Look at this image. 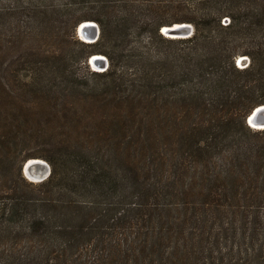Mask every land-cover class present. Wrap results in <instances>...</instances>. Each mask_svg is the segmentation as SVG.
Returning a JSON list of instances; mask_svg holds the SVG:
<instances>
[{
    "label": "trees",
    "instance_id": "trees-1",
    "mask_svg": "<svg viewBox=\"0 0 264 264\" xmlns=\"http://www.w3.org/2000/svg\"><path fill=\"white\" fill-rule=\"evenodd\" d=\"M72 1L74 26L100 28L77 38L81 61L108 66L89 85L64 54L55 73L30 53L0 82V264H264V128L245 120L264 103V0ZM54 11L0 4V46ZM176 22L193 33L161 32ZM40 99L65 131L33 116ZM29 158L46 179L23 174Z\"/></svg>",
    "mask_w": 264,
    "mask_h": 264
},
{
    "label": "rangeland",
    "instance_id": "rangeland-1",
    "mask_svg": "<svg viewBox=\"0 0 264 264\" xmlns=\"http://www.w3.org/2000/svg\"><path fill=\"white\" fill-rule=\"evenodd\" d=\"M9 1L10 0H0V4H5ZM66 2L67 0H47V3H50V8L55 9V11L50 13V15L48 14L46 19L45 17H39L34 14H30L29 16L22 15L21 22L27 25V34L23 35L21 40L15 39L12 43L4 41V44L0 46V82L7 83L9 80L14 79L16 75H19V79L25 78L21 75L27 74L30 70L29 66L27 64H19L18 61L23 59V55L30 53H33L36 60L39 59L40 61H44L46 67L50 71L53 69V72H58V70H56L57 67L49 65L50 58H52L51 56L55 53L64 54L66 56V61L69 63V68L75 72L78 77L86 80L89 85L100 84L98 83V79L93 78L89 74L91 69L94 70L93 66L95 65L89 62V58L86 62L81 61L82 56L85 55L86 49H83L80 43H78L79 40L77 38L79 37L81 39V37L77 33L78 25H74L78 18L84 13L83 4L81 2H79L80 4L73 3V1L70 0L71 4L66 6ZM143 39H146V37ZM158 49L161 48L158 46ZM240 56L248 57L247 55ZM240 56L236 60L237 65ZM240 63L241 65L238 66L244 67V65H247L249 62L247 59ZM0 94L2 95L3 93L0 91ZM70 97L73 98V96ZM37 100L39 101L38 98ZM31 101L36 102L34 98H31ZM39 103L44 104L45 101L40 99ZM55 103L59 109L62 106V98L57 99ZM41 107L45 113L41 111ZM33 109V116H43L49 120V132L58 133L59 129L65 131V128L60 125L56 119H49V117L52 116L51 114H53L51 107L44 104L39 108L35 105Z\"/></svg>",
    "mask_w": 264,
    "mask_h": 264
},
{
    "label": "water",
    "instance_id": "water-1",
    "mask_svg": "<svg viewBox=\"0 0 264 264\" xmlns=\"http://www.w3.org/2000/svg\"><path fill=\"white\" fill-rule=\"evenodd\" d=\"M166 27L161 28V32L170 37H187L190 36L193 33V25L187 22H176L171 25H165ZM77 33L81 37L82 40L87 41V42H92L95 41L99 37L100 33V28L97 22L93 20H84L81 23H79L77 27ZM84 37H83V36ZM87 37V38H86ZM98 54L100 57L94 58V54H92L89 57V62L92 65H95V67H107L108 66V59L105 55ZM249 58L248 57H242L240 56L239 62L245 61ZM99 61V63L97 62ZM101 71L99 69H94ZM105 70V69H104ZM252 120L253 122L259 123L264 125V103L259 104L255 106L249 114L246 116L245 120L247 124L249 125V120ZM251 126V125H249ZM29 159H34L36 161L30 162ZM27 159L23 165H22V172L23 174L28 178V171H31L32 173L39 175L37 182L42 181L46 179L49 174L51 173V167L48 164L47 161H45L42 158H29ZM43 160V161H41ZM31 180V179H30ZM34 181V180H33Z\"/></svg>",
    "mask_w": 264,
    "mask_h": 264
},
{
    "label": "bare ground",
    "instance_id": "bare-ground-1",
    "mask_svg": "<svg viewBox=\"0 0 264 264\" xmlns=\"http://www.w3.org/2000/svg\"><path fill=\"white\" fill-rule=\"evenodd\" d=\"M171 25V24H170ZM164 27H166L165 25H163ZM162 26V27H163ZM83 36V35H82ZM84 37V36H83ZM87 38V37H86ZM97 40V39H96ZM94 56V58H98V57H100L98 54H94L93 55ZM98 63H99V61H97ZM242 68V67H241ZM249 125H251V127L252 128H254V129H263L264 128V125H262V124H259V123H256V122H253L251 119L249 120ZM29 161L30 162H32V161H36V160H34V159H29ZM41 161H43V160H41ZM27 174H28V176H29V178L31 179V180H34L35 182L38 180V176L39 175H36V174H34V173H32L31 171H28L27 172Z\"/></svg>",
    "mask_w": 264,
    "mask_h": 264
},
{
    "label": "built area",
    "instance_id": "built-area-1",
    "mask_svg": "<svg viewBox=\"0 0 264 264\" xmlns=\"http://www.w3.org/2000/svg\"><path fill=\"white\" fill-rule=\"evenodd\" d=\"M241 62V61H240ZM238 63V65H241V63ZM244 66H246V65H244ZM94 67V69H99V70H101V71H103L104 69H106V66L105 67H95V66H93Z\"/></svg>",
    "mask_w": 264,
    "mask_h": 264
}]
</instances>
